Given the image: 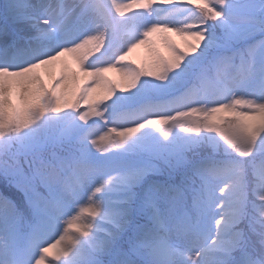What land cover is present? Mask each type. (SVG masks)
Listing matches in <instances>:
<instances>
[{
	"label": "snow or ice",
	"instance_id": "obj_1",
	"mask_svg": "<svg viewBox=\"0 0 264 264\" xmlns=\"http://www.w3.org/2000/svg\"><path fill=\"white\" fill-rule=\"evenodd\" d=\"M3 7L0 264H264V0Z\"/></svg>",
	"mask_w": 264,
	"mask_h": 264
},
{
	"label": "rangeland",
	"instance_id": "obj_2",
	"mask_svg": "<svg viewBox=\"0 0 264 264\" xmlns=\"http://www.w3.org/2000/svg\"><path fill=\"white\" fill-rule=\"evenodd\" d=\"M10 2H12V0H0V30L6 29V35L8 36L9 40H11L13 34L16 33L19 28L22 27L20 25H15L13 23V21L9 17L5 16V9H4L3 6L5 4L10 3ZM28 2L29 3H35L36 0H28ZM39 2L43 3V4L52 3L53 5H55L56 0H39ZM68 2L71 3V0H68ZM121 2H125V0H121ZM175 36H176V41L180 43L181 42V38L179 36H177V35H175ZM117 37H119V36H117ZM22 46H23V41H21V47ZM137 55L140 56L141 60H144L147 57L146 49L143 46H141V47H139L137 49H134L133 52L129 54L128 59L133 61V60H135ZM103 60L105 61V63H101L99 65L101 67L106 66V63L112 62L110 57H109V55H105L103 57ZM68 64H69V66H71V65L74 66V69H72V70H76V64L70 58L68 59ZM54 71H58V69L54 70ZM107 73H105V74H107ZM217 195H219L218 188H217Z\"/></svg>",
	"mask_w": 264,
	"mask_h": 264
},
{
	"label": "trees",
	"instance_id": "obj_3",
	"mask_svg": "<svg viewBox=\"0 0 264 264\" xmlns=\"http://www.w3.org/2000/svg\"><path fill=\"white\" fill-rule=\"evenodd\" d=\"M170 36V38L180 47V48H184V41L181 39V42H177L175 39V36L173 33H169L168 34ZM181 38V37H180ZM119 39V37H117V40ZM153 40L155 41L156 47L159 50V52L164 55L165 57H167L169 55L168 51L165 49V47L163 46L162 43H160L159 39L157 37H154ZM133 62L137 65H146L147 62V57L144 60H141L140 56L137 55V57L135 58V60H133ZM71 68V66H70ZM72 69V68H71ZM109 79L115 81L117 84L120 83V76L116 71H109L107 74H105ZM117 77L119 78V80H117ZM47 80V79H46ZM109 126H113V125H109ZM118 127H130L132 126V122L126 120V119H119L116 122V125ZM0 195L3 196H7L9 198H17L19 199L21 197V194L19 192H17V190L14 187H10L9 186V181H6L2 176H0ZM257 205H259V201H256Z\"/></svg>",
	"mask_w": 264,
	"mask_h": 264
}]
</instances>
